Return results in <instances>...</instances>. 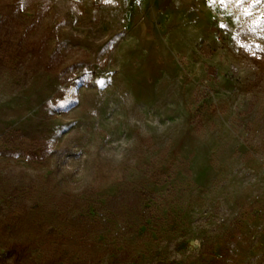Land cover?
I'll return each mask as SVG.
<instances>
[{"label":"rangeland","instance_id":"374dc122","mask_svg":"<svg viewBox=\"0 0 264 264\" xmlns=\"http://www.w3.org/2000/svg\"><path fill=\"white\" fill-rule=\"evenodd\" d=\"M53 183L154 193L159 230L81 244ZM123 240L121 264H264V0H0V264Z\"/></svg>","mask_w":264,"mask_h":264},{"label":"trees","instance_id":"16d2710c","mask_svg":"<svg viewBox=\"0 0 264 264\" xmlns=\"http://www.w3.org/2000/svg\"><path fill=\"white\" fill-rule=\"evenodd\" d=\"M20 152L29 160H43L46 156L44 150L34 151V147L28 151L20 150ZM48 181L50 182L49 176ZM55 187L54 183L50 184L51 191H48V194L51 195L50 200L55 201L52 215L56 218L64 216L67 223L70 221L78 222L75 231L68 233L67 236L80 241L81 244L93 241L98 242V244H105L109 248L113 244L116 246L120 243V241L111 243L113 236L119 238L132 231L139 235L151 234L159 230L160 218L157 207L161 197L147 190L127 184L115 194L106 196L101 201L99 197L94 196L83 199L73 198L67 192L51 194ZM116 222L120 227L119 230L115 229ZM142 227L144 231H140ZM100 236H102L101 239H99ZM90 237H94L95 240H91ZM130 248L129 240H123L121 249L111 248L108 253L114 255L113 264H121L129 258L133 259L134 256H131ZM22 251L23 248L16 252L17 256H20ZM50 257H48V262H56L54 258Z\"/></svg>","mask_w":264,"mask_h":264},{"label":"built area","instance_id":"2783aa9c","mask_svg":"<svg viewBox=\"0 0 264 264\" xmlns=\"http://www.w3.org/2000/svg\"><path fill=\"white\" fill-rule=\"evenodd\" d=\"M95 3H100L102 0H92Z\"/></svg>","mask_w":264,"mask_h":264},{"label":"snow or ice","instance_id":"6c2138e0","mask_svg":"<svg viewBox=\"0 0 264 264\" xmlns=\"http://www.w3.org/2000/svg\"><path fill=\"white\" fill-rule=\"evenodd\" d=\"M106 2H107V0H106Z\"/></svg>","mask_w":264,"mask_h":264}]
</instances>
